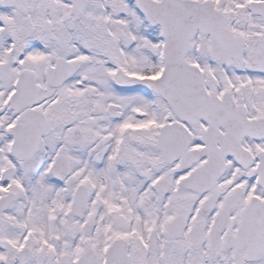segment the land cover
<instances>
[{
    "label": "snow or ice",
    "instance_id": "obj_1",
    "mask_svg": "<svg viewBox=\"0 0 264 264\" xmlns=\"http://www.w3.org/2000/svg\"><path fill=\"white\" fill-rule=\"evenodd\" d=\"M0 264H264V0H0Z\"/></svg>",
    "mask_w": 264,
    "mask_h": 264
}]
</instances>
